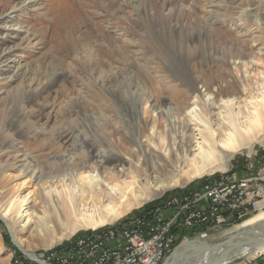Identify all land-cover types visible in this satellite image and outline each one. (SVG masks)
Here are the masks:
<instances>
[{
  "label": "rangeland",
  "instance_id": "374dc122",
  "mask_svg": "<svg viewBox=\"0 0 264 264\" xmlns=\"http://www.w3.org/2000/svg\"><path fill=\"white\" fill-rule=\"evenodd\" d=\"M263 95L264 0H0V204L28 193L22 213L44 215V188L69 171L63 155L81 158L83 139L127 162L142 159L136 139L167 158L170 145L176 151L191 138L192 149V136L199 139L190 107L205 111L220 137L227 126L219 110L239 111L243 120ZM262 146L264 135L224 153L200 177L227 168L245 175L244 155L258 150L249 160L259 168ZM200 177L156 191L116 220L197 188ZM23 223L16 221L17 235L31 250L70 237L58 241L55 231L39 234L33 222L20 229ZM242 223L210 230L205 239L218 240ZM0 243V264H9L17 245L1 215ZM243 261L264 264V252L228 264Z\"/></svg>",
  "mask_w": 264,
  "mask_h": 264
},
{
  "label": "bare ground",
  "instance_id": "6f19581e",
  "mask_svg": "<svg viewBox=\"0 0 264 264\" xmlns=\"http://www.w3.org/2000/svg\"><path fill=\"white\" fill-rule=\"evenodd\" d=\"M3 51L1 50V53ZM224 103L230 107V100ZM187 113L190 120H196L194 127H197L199 139L192 136L195 138L192 149L188 148L191 138L183 141L186 145L181 142L176 151L174 146L170 145L166 152L167 158L154 153L150 146H142L140 140L136 139L133 144L142 159L133 157L127 162L121 154L100 149L93 140L83 139L81 158L63 155L62 159L65 158L63 166L69 171L65 172V175H57L60 178H56L55 186L50 184L47 189L44 188L42 197L44 215H37L33 209L26 214L28 208L23 205L29 199L28 193L19 192L4 206L2 205L4 202L0 204V215L16 245L26 252L31 250L17 235L15 225L18 219L24 221L20 229L33 222L39 234L55 231L56 224L52 222L55 221L59 225L58 231H55V240L58 241L68 238L80 229L103 227L150 200L156 191L173 186L180 179H193L212 172L224 153H236L242 148H248L264 135V95L260 98V104L251 101V109L243 120L239 119V111L219 110L217 114L220 122L227 126L220 137H217V127H213L205 111H197L195 106H192ZM187 127V122L182 123L181 132L186 133ZM163 142L164 140L160 141V144ZM152 143L156 146L154 142ZM130 152L134 153V149H130ZM170 166H174L175 170L168 169ZM32 200L35 201V198ZM25 208H27L25 213H22ZM260 222H264V209L244 219L241 226L254 227ZM251 233L254 234L253 231ZM231 248L234 246L231 245L229 249ZM1 250L0 243V252ZM261 250L264 248L250 251L238 245L230 251L235 252L237 256L243 253L264 252ZM181 258L180 261L183 263Z\"/></svg>",
  "mask_w": 264,
  "mask_h": 264
},
{
  "label": "built area",
  "instance_id": "2783aa9c",
  "mask_svg": "<svg viewBox=\"0 0 264 264\" xmlns=\"http://www.w3.org/2000/svg\"><path fill=\"white\" fill-rule=\"evenodd\" d=\"M256 151L244 155L245 175L227 168L200 177L197 188L170 194L124 220L86 229L47 249H11L9 264H161L180 243L205 239L210 230L235 226L264 209V164L255 168L249 160Z\"/></svg>",
  "mask_w": 264,
  "mask_h": 264
},
{
  "label": "water",
  "instance_id": "95a60500",
  "mask_svg": "<svg viewBox=\"0 0 264 264\" xmlns=\"http://www.w3.org/2000/svg\"><path fill=\"white\" fill-rule=\"evenodd\" d=\"M252 231L254 234L251 233ZM231 245L234 248L240 245L241 248H248L250 251L264 248V222H260L254 227H238L215 241L201 238L189 239L173 248L163 258L161 264H228L246 255L243 253L236 256L235 252L230 251L234 248L229 249ZM17 248L23 253H27L19 246ZM180 254L184 255L178 256ZM180 257H182L183 263L180 261Z\"/></svg>",
  "mask_w": 264,
  "mask_h": 264
},
{
  "label": "trees",
  "instance_id": "16d2710c",
  "mask_svg": "<svg viewBox=\"0 0 264 264\" xmlns=\"http://www.w3.org/2000/svg\"><path fill=\"white\" fill-rule=\"evenodd\" d=\"M151 204H148V205H146V206H144V207H148V206H150Z\"/></svg>",
  "mask_w": 264,
  "mask_h": 264
}]
</instances>
